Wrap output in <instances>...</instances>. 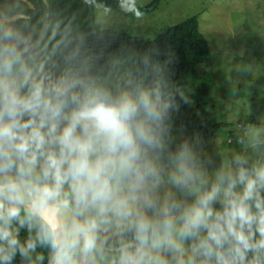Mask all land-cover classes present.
<instances>
[{"label":"clouds","instance_id":"clouds-1","mask_svg":"<svg viewBox=\"0 0 264 264\" xmlns=\"http://www.w3.org/2000/svg\"><path fill=\"white\" fill-rule=\"evenodd\" d=\"M31 15L0 0V264H264V129L241 139L259 158L216 163L181 89Z\"/></svg>","mask_w":264,"mask_h":264},{"label":"rangeland","instance_id":"rangeland-1","mask_svg":"<svg viewBox=\"0 0 264 264\" xmlns=\"http://www.w3.org/2000/svg\"><path fill=\"white\" fill-rule=\"evenodd\" d=\"M149 1L136 0V4ZM95 5H99L93 6L96 27L144 38L196 16L209 47L208 55L196 63L191 74L204 77L209 84L208 107L197 115L221 123L203 143V150L216 163L241 152L253 160L259 158V152L241 139L249 129H264L250 122L264 121V0H159L158 7L139 20L118 10L105 13L102 2ZM190 101L188 114L195 106V100Z\"/></svg>","mask_w":264,"mask_h":264},{"label":"trees","instance_id":"trees-1","mask_svg":"<svg viewBox=\"0 0 264 264\" xmlns=\"http://www.w3.org/2000/svg\"><path fill=\"white\" fill-rule=\"evenodd\" d=\"M21 2L23 7L32 13L27 18L33 23L40 19L46 9L51 8L65 22L71 21L78 31L86 35H101L112 41L108 55L120 68L126 67L132 71L140 69L149 81L154 75L162 76L170 86L181 89L189 100L194 99L193 113H187L189 104H185L175 116L177 127L183 125L187 128V136L191 137L198 133L205 142L221 125L214 117L197 115V112L204 113L208 107L209 84L204 77L191 74L195 71L196 63L208 55L209 47L206 37L200 31L196 16L167 26L154 37L144 38L113 28L96 27L94 8L85 0H21ZM28 2L32 6L27 4ZM95 2H102L110 9L123 12L119 7V0ZM158 5L159 0H150L138 7L146 14L152 12ZM145 59L148 61L146 72L142 64ZM250 122L256 128H264V121L253 119Z\"/></svg>","mask_w":264,"mask_h":264},{"label":"water","instance_id":"water-1","mask_svg":"<svg viewBox=\"0 0 264 264\" xmlns=\"http://www.w3.org/2000/svg\"><path fill=\"white\" fill-rule=\"evenodd\" d=\"M25 1H26V0H25ZM28 4H29L30 6H32V4H31V3H29V2H28Z\"/></svg>","mask_w":264,"mask_h":264}]
</instances>
